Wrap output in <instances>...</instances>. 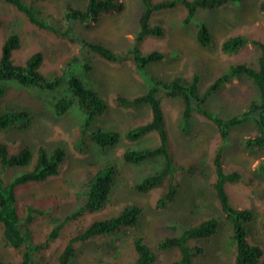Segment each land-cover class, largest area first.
Returning a JSON list of instances; mask_svg holds the SVG:
<instances>
[{"label":"rangeland","instance_id":"obj_1","mask_svg":"<svg viewBox=\"0 0 264 264\" xmlns=\"http://www.w3.org/2000/svg\"><path fill=\"white\" fill-rule=\"evenodd\" d=\"M121 1L123 9L120 12L104 15L97 25L80 30V35L100 42L117 53H126L135 47L143 54L158 51L164 54V57L148 63L144 76L131 60L113 63L90 53H87L86 60L92 69L87 75L84 74L80 63L73 67L107 102L105 114L97 119L96 123L120 133L115 147L102 150L100 146L89 144L84 152H77L73 147V139L83 115L79 110H71V113L62 117L54 116L43 103L44 94L34 88L12 84L0 97V110L19 107L27 110L32 118L24 128L0 131L1 140L11 148L26 144L35 152L39 146L48 150L62 146L67 152V160L58 174L17 190L18 206L22 207L34 199L36 202L41 201L40 204L45 202L42 207L58 205L60 215L63 216L75 207L71 183L86 181L98 163L112 162L116 164L117 171L113 176L112 192L105 208L101 212L85 213L66 224L60 236L51 241L44 250L46 255L58 253L72 236L83 231L94 221L105 218L125 204L131 203L142 209L135 225L125 229L118 237L96 235L74 243L75 254L70 258L69 264H132L134 255L127 244L133 236H141L153 247L160 238L178 234L181 229L196 225L201 219L212 215L220 218V226L211 237L194 242L202 249V252L195 254L194 261L197 264H234L232 224L226 214L220 211L209 185L213 181V175L215 176L214 172L211 176L209 166L219 141L216 127L211 121L195 113L183 121L180 99L166 96L162 91L156 94L169 133L170 152L178 164L185 166V170H177L173 175L178 185L174 199L164 207H157L158 198L165 192L163 186L139 192L133 189L132 185L158 170L160 158L136 165L126 164L122 159L126 149L153 148L158 144L156 132L148 133L133 142L122 136L129 128L142 125L151 119L150 107L145 102L124 107L118 104L116 98H131L145 93L149 77L169 81L176 76L191 78L194 73L198 74L199 78L198 90L203 92L230 64H255L259 50L251 43L234 53H225L221 45L229 37L238 34L264 43V12L259 7L263 0H240L216 9L200 8L187 23L184 18L188 10L183 5L156 10L152 13L149 23L151 26L160 27L162 35L150 34L139 41L135 38L139 29L142 0ZM160 1L162 0H151L152 3ZM64 3L82 9L86 0L47 2L46 10L55 15ZM13 15L23 17L14 7L0 0V18L7 20ZM201 23L205 24L212 35V42L208 46H201L196 40ZM3 40L4 33L0 30V47ZM53 50L58 52L57 56L52 54ZM77 50V46L57 39L24 20L20 46L13 52L12 57L16 63H23L31 54L40 52L43 56L40 71L51 77L52 74L62 73L64 61L68 56L76 54ZM255 99L257 90L250 80L233 79L208 97L206 107L225 119L243 111ZM94 123L90 124V129ZM253 133L251 123L238 125L230 131L228 144L223 152L222 166L226 172L237 171L241 175L239 180L227 182L225 190L231 206L251 211L252 219L248 224L245 223L246 238L249 243L259 246L262 250L255 264H264V230L260 227L264 221V196L260 194L264 187V177L253 174L256 165L263 158V152L248 151L241 145L242 139ZM193 161L199 167L197 172L202 168L206 177L200 178L196 175L198 173L191 169ZM22 170L21 168L16 172ZM48 196H55V201L46 202ZM49 228L50 226L45 225V222L42 224L39 219L34 221L33 240L43 241ZM171 254V258L175 259V253ZM54 255L48 258L52 259ZM160 258L164 264L170 261L167 254H161Z\"/></svg>","mask_w":264,"mask_h":264},{"label":"trees","instance_id":"obj_2","mask_svg":"<svg viewBox=\"0 0 264 264\" xmlns=\"http://www.w3.org/2000/svg\"><path fill=\"white\" fill-rule=\"evenodd\" d=\"M4 1L23 17L13 15L7 20L0 18V30L4 33L0 47V97L12 84L34 88L44 94L43 103L54 116L62 117L71 113V110H79L83 115L73 139V147L77 152H84L89 144L100 146L102 150L115 147L120 133L96 123V120L105 114L107 102L91 88L82 75L75 72L73 67L80 63L84 74L87 75L92 69L91 64L86 60L87 53H90L113 63L131 60L144 76L146 65L161 60L164 54L158 51L143 54L135 47L126 53H117L100 42L80 35V30L97 25L104 15L120 12L123 9L121 0H86V5L82 9L64 3L57 10L58 16L46 10L45 5L56 0ZM236 1L240 0H162L157 3L142 0L139 29L135 39L139 41L150 34L162 35L163 31L160 27L151 26L149 23L152 13L156 10L183 5L188 10L184 18V22L187 23L200 8L216 9ZM259 7L264 12V0ZM24 20L57 39L77 46V53L68 56L64 61L61 74H52L53 76L48 77L40 71L43 61L40 52L31 54L23 63H16L13 60V52L20 46ZM196 40L201 46H208L212 42L210 30L203 23L198 27ZM247 43H251L259 50L256 63L230 64L203 92L198 90L199 78L198 74L194 73L191 78L176 76L169 81L149 77L145 93L131 98H116L118 104L124 107L136 106L142 102L150 107L151 119L142 125L129 128L122 136L127 141L133 142L148 133L156 132L158 144L153 148L126 149L122 159L126 164L136 165L146 160L160 158L158 170L132 185V188L139 192H147L163 186L165 192L158 198L157 207H164L174 199L178 185L173 175L177 170H185V166L178 164L170 152L169 133L156 94L162 91L166 96L179 98L182 102L183 121L188 120L195 113L208 119L216 127L219 141L212 157V164L209 166L211 176L213 172L215 176L213 175V181L209 185L220 211L226 214L232 224L234 264H255L262 254L261 248L249 243L246 238L245 223L251 221V211L231 206L225 190L227 182L237 181L241 175L237 171L226 172L222 166L223 152L228 144L230 131L238 125L251 123L254 133L244 137L241 145L248 151L263 152V158L256 165L253 174L264 177V43L238 34L226 39L221 49L225 53H234ZM57 53L56 50L52 52L54 56H57ZM240 78L250 80L257 90V99L252 100L243 111L224 119L206 107L207 99L212 93L231 80ZM31 121L30 113L23 108L12 107L0 110V131L24 128ZM93 122H95L93 128L90 129V124ZM66 160L67 152L62 146H56L52 150L39 146L34 152L26 144H18L11 148L0 139V264H69L70 258L75 254L74 243L88 240L96 235L118 237L125 229L137 223L142 214L141 207L131 203L125 204L115 213L94 221L83 231L72 236L64 248L58 253H53L55 257L49 259L53 254L46 255L44 250L51 241L60 236L66 224L85 213L101 212L105 208L112 192L113 176L117 171L115 163L100 162L86 181L79 184L72 182L71 193L75 207L63 216L60 215L58 205L42 207L45 202L40 204L41 201L36 202L34 199L29 200L22 207L18 206V189L55 176ZM196 164L193 161L192 167H189L197 172L199 167ZM21 168L22 171L16 172ZM197 173L200 178L206 177L202 168ZM260 194L264 196V187ZM55 199V196H48L45 201L54 202ZM37 219L42 224L45 222L50 228L43 241L35 242L32 223ZM220 223V218L212 215L201 219L196 225L181 229L178 234L160 238L153 247L149 246L141 236H133L128 244L126 243L133 251L132 264H164L160 258L161 254L169 256L168 264H197L194 261L195 254L202 252V249L194 242L214 235ZM260 227L264 230V221ZM171 253H175V259L171 258Z\"/></svg>","mask_w":264,"mask_h":264}]
</instances>
